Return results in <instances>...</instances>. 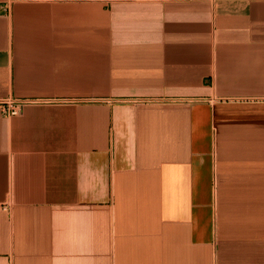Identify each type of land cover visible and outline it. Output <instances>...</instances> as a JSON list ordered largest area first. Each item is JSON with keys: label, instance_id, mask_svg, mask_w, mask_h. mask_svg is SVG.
Returning <instances> with one entry per match:
<instances>
[{"label": "crops", "instance_id": "crops-1", "mask_svg": "<svg viewBox=\"0 0 264 264\" xmlns=\"http://www.w3.org/2000/svg\"><path fill=\"white\" fill-rule=\"evenodd\" d=\"M0 264H264V0H0Z\"/></svg>", "mask_w": 264, "mask_h": 264}, {"label": "built area", "instance_id": "built-area-1", "mask_svg": "<svg viewBox=\"0 0 264 264\" xmlns=\"http://www.w3.org/2000/svg\"><path fill=\"white\" fill-rule=\"evenodd\" d=\"M6 108L4 113L8 116H16L20 112V108L24 104V102L19 101H9L6 102Z\"/></svg>", "mask_w": 264, "mask_h": 264}]
</instances>
